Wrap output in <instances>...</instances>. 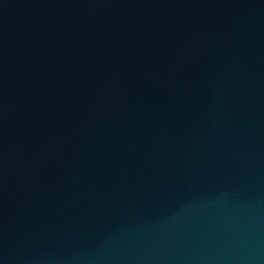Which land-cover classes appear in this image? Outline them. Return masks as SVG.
I'll return each instance as SVG.
<instances>
[{"label":"water","instance_id":"95a60500","mask_svg":"<svg viewBox=\"0 0 264 264\" xmlns=\"http://www.w3.org/2000/svg\"><path fill=\"white\" fill-rule=\"evenodd\" d=\"M0 264H264V0H0Z\"/></svg>","mask_w":264,"mask_h":264}]
</instances>
